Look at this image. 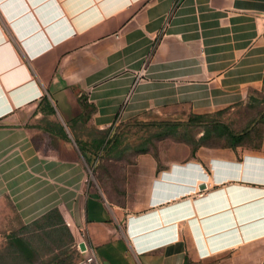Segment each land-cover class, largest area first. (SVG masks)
Returning <instances> with one entry per match:
<instances>
[{
	"label": "crops",
	"instance_id": "1",
	"mask_svg": "<svg viewBox=\"0 0 264 264\" xmlns=\"http://www.w3.org/2000/svg\"><path fill=\"white\" fill-rule=\"evenodd\" d=\"M260 94L264 0H0V240L50 219L77 261L264 264V133L137 151L121 200L73 135Z\"/></svg>",
	"mask_w": 264,
	"mask_h": 264
},
{
	"label": "rangeland",
	"instance_id": "2",
	"mask_svg": "<svg viewBox=\"0 0 264 264\" xmlns=\"http://www.w3.org/2000/svg\"><path fill=\"white\" fill-rule=\"evenodd\" d=\"M204 113L202 118L196 115ZM178 121L175 130L169 124L159 121ZM226 123L235 132H245L242 141L255 145L264 133V94L248 99L234 107L212 112H195L184 105L175 107H151L122 114V118L104 130L80 124L73 129V135L84 144L89 173L98 167L104 172L110 196L121 200L125 194L127 166L133 163L135 153L143 149L198 148L207 144L229 142L225 137L213 133L202 138L211 121ZM110 139L106 142V138ZM99 138V144L95 139ZM54 220L43 219L29 225H21L19 233H9L0 240V264H72L81 257L78 248L71 245V239L60 237L54 229ZM200 264V263H198Z\"/></svg>",
	"mask_w": 264,
	"mask_h": 264
},
{
	"label": "trees",
	"instance_id": "3",
	"mask_svg": "<svg viewBox=\"0 0 264 264\" xmlns=\"http://www.w3.org/2000/svg\"><path fill=\"white\" fill-rule=\"evenodd\" d=\"M205 114L204 113H200L197 114L196 116L198 118H202ZM159 123L161 124H169V130L173 131L177 128L178 126V121H168V120H162L159 121ZM214 134L218 137H225L228 139L229 142H226L230 145H234L237 142H240L243 140L244 136H245V132L241 131V132H235L231 127H229L226 123L222 122V121H218V120H212L211 121V127H206L204 129L203 134L201 135V139L208 137L211 134ZM110 139V135L106 138L105 142L106 143L108 140ZM74 140L77 143L79 149L81 150L83 156L86 159V155H85V147L84 144L82 142H80V140H78L75 136H74ZM100 139L96 138L95 139V144H99L100 143ZM146 150V149H143ZM143 150H139V151H143ZM184 264H195V263H191L190 261L186 260L184 262Z\"/></svg>",
	"mask_w": 264,
	"mask_h": 264
},
{
	"label": "built area",
	"instance_id": "4",
	"mask_svg": "<svg viewBox=\"0 0 264 264\" xmlns=\"http://www.w3.org/2000/svg\"><path fill=\"white\" fill-rule=\"evenodd\" d=\"M81 251L84 253V256L74 264H97L92 245L85 243V248L81 249Z\"/></svg>",
	"mask_w": 264,
	"mask_h": 264
},
{
	"label": "water",
	"instance_id": "5",
	"mask_svg": "<svg viewBox=\"0 0 264 264\" xmlns=\"http://www.w3.org/2000/svg\"><path fill=\"white\" fill-rule=\"evenodd\" d=\"M206 185H205V183H201L200 185H199V187L202 189V188H204ZM79 247H80V249H84L85 248V243L82 241L81 243H79Z\"/></svg>",
	"mask_w": 264,
	"mask_h": 264
}]
</instances>
